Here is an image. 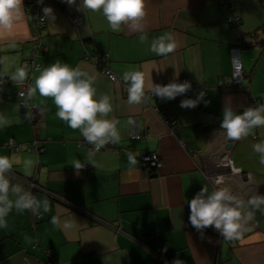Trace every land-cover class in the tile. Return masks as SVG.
Listing matches in <instances>:
<instances>
[{"label":"crops","instance_id":"crops-1","mask_svg":"<svg viewBox=\"0 0 264 264\" xmlns=\"http://www.w3.org/2000/svg\"><path fill=\"white\" fill-rule=\"evenodd\" d=\"M27 1L12 32H0V79L5 82L0 85V116L9 121L0 127V155L14 160L12 182L38 200L47 199L50 210L41 211L38 220L29 210L9 213L7 227H0V264H172L176 259L180 264H264V214L254 212L241 239L226 240L212 227L201 235L189 222L188 207L202 187L214 189L207 176L217 174L210 163L215 165L227 141L217 134L224 107L229 104L242 112L264 104V0H147L142 32L127 26L114 32L102 11H78L66 0L61 7L47 4L54 19L46 17L41 32V69L57 60L83 66L97 77V94L110 97L113 111L108 118L118 122L120 141L92 151L91 162L89 151L78 146L84 138L80 130L56 116L53 99L38 92L31 98L45 110L40 123L32 125L19 104L22 84L9 79L32 48ZM230 5L240 17L235 27L228 22ZM75 15L82 17L81 23L72 22ZM165 33L174 34L178 47L166 57L158 56L150 44ZM141 35L147 36L146 43L140 42ZM234 46L241 48L245 80L241 88L219 87L220 81L231 79ZM93 55H102L103 64L122 79L125 72L140 71L148 84L199 82L207 104L179 107L182 99L196 98L200 90L194 89L171 101L146 96L144 103L129 105L127 83L113 81L89 59ZM28 72L34 86L39 72ZM168 120L175 121L173 134ZM136 129L143 136L130 138ZM10 138L21 144L19 151L5 145ZM35 140L43 142L40 150L30 149ZM261 140L264 128H257L228 149L242 172L227 178L228 188L245 201L249 195H264V165L251 147ZM153 151L164 164L148 172L141 167V157ZM130 152L136 155L134 166L128 161ZM74 161L85 166L77 171ZM27 180L43 189H33ZM53 216L69 220L73 228L54 226Z\"/></svg>","mask_w":264,"mask_h":264},{"label":"clouds","instance_id":"clouds-1","mask_svg":"<svg viewBox=\"0 0 264 264\" xmlns=\"http://www.w3.org/2000/svg\"><path fill=\"white\" fill-rule=\"evenodd\" d=\"M42 2V0H41ZM70 6L75 5L78 11L89 10L101 12L108 22L110 30L120 32L122 26H127L131 32H142L147 16V0H66ZM23 0H0V32L11 33L16 22L22 17ZM44 16L54 19L53 9L44 7ZM147 36L141 35L140 42L146 43ZM178 47L174 34L165 33L153 38L150 51L158 56H167ZM4 63V58H0ZM39 75L35 77L34 86L27 92L31 99L37 92L41 97L52 98L57 108L56 116L64 121L71 129H79L88 144L99 151L108 143H118L121 139L117 121L109 119L113 105L108 95H98L95 82L97 77L90 74L83 66L72 67L67 63L57 62L40 69L35 66ZM28 66L19 67L9 76L18 86L28 78ZM123 80L128 84V104L139 105L145 102L146 92L158 96L161 100H175L177 96L188 93L192 84L190 81L172 82L162 85L154 82L146 83L143 72H125ZM20 97L25 94L21 92ZM206 93L200 92L196 98H186L180 101L179 107L195 108L201 102L205 105ZM26 103V101H25ZM220 131L217 134L226 136L230 141H238L255 134V129L264 128V104L247 107L242 112H236L227 104L223 109ZM26 119L30 116L26 114ZM132 121H129L131 124ZM9 121L0 116V127H6ZM252 150L259 154V163L264 165V140L251 145ZM92 152H89V161ZM129 164H137L136 155L128 153ZM14 160L7 155H0V227H7V216L17 211L29 210L34 215L41 211L50 210L47 199L38 200L31 191L26 190L20 183H13L9 174L12 172ZM79 171L85 163H72ZM27 168V165H26ZM233 172L239 171L233 168ZM215 185L212 191L204 186L188 202L190 210L189 222L192 227L203 235V230L212 227L226 240H239L245 226L254 219V212L264 214V195H249L247 200L240 199L228 187H223L224 178L218 176L212 181ZM51 223L65 231L73 228V224L65 219L61 221L53 216ZM166 251V249H165ZM172 264H180L178 259Z\"/></svg>","mask_w":264,"mask_h":264},{"label":"built area","instance_id":"built-area-1","mask_svg":"<svg viewBox=\"0 0 264 264\" xmlns=\"http://www.w3.org/2000/svg\"><path fill=\"white\" fill-rule=\"evenodd\" d=\"M222 2L224 3L225 0H222ZM47 4H52V5H57L59 7L62 6V0H28L25 4L26 6V10L28 12V17H29V21H30V28H31V41H32V48L29 52V56L27 58H25L22 61V66L27 65L28 68H30L31 70H36V68L34 67L37 66L40 69L42 68L41 63L38 61V53L39 50L42 49L44 46L41 42V32L44 29L45 25H46V17L44 16V12L43 9ZM230 10H231V15L228 17V22L233 26H237L240 23V17L237 14L234 6L230 5L229 6ZM71 20L73 23L75 24H79L82 22V17L80 16H72ZM231 57H232V75H231V79L227 80V81H220L219 82V87H224V86H233V87H242V83L245 80V75H244V71H243V67H242V61H241V48L239 46H234L233 48H231ZM89 59H91L95 64H97V66L102 67L103 71L105 72V74H107L113 81H123L125 82L122 78L118 77L117 75H115L114 73L111 72V70L105 66L103 64V62L101 61L102 59L100 57H98L97 55H93L91 57H89ZM192 84V88L191 90L186 93L185 95H190L192 90L197 89L200 90V92H204V88L201 86V84L199 82H193L190 81ZM3 83H5L3 81V79H0V85H2ZM170 83L169 81H163L160 84L162 85H166ZM33 86L32 80L31 79H27L22 85H21V89L18 92V95L23 92L25 94L24 97H20L19 95V104L23 107L26 108L27 110V115L30 116V119H27L32 125H38L40 123V119L43 118L44 114H45V110L38 106L36 103L32 102L31 99L27 98V92L28 89L30 87ZM128 87V84H127ZM146 96H154L153 94H151L150 92L146 93ZM156 97V96H154ZM26 101V103H25ZM167 126L170 130V132L173 134L175 132V121L174 120H168L166 121ZM143 132L139 129L133 130L129 137L132 139H138L140 137L143 136ZM78 146L81 147H85L89 152L91 151H96L94 146L91 144H88L86 142V140L84 138L80 139L77 141ZM181 143L183 145H185L182 141ZM114 143H108L106 145H104L102 148H100V150L104 149L105 147H110L112 146ZM5 145L9 148H12L15 151H19L21 148V144L17 143L13 138L8 139L5 142ZM43 145L42 141H38L35 140L32 142V145L30 146L31 150H40L41 147ZM99 150V151H100ZM224 151H226L227 153V158L225 160L221 159V153H223ZM217 160L214 161L215 165L213 163H210L212 165V167L214 168V171L217 172V174L214 177H208V180L212 183L213 180H215L218 176H222L224 178V187H229V185L227 184V178L228 177H232V176H239L242 172L241 170L237 171V172H233L232 169L235 168L237 169L234 165H233V161L232 159L229 157L228 154V149H226L225 147H222L221 150L218 151L217 154ZM164 162H163V158L161 157V154L159 152H147L145 154H143V156L141 157V167L145 170V171H151V170H159L162 166H163ZM221 169H223V171H221ZM226 171V173H222ZM221 172V173H219ZM27 182L29 183V185L33 188V189H43L40 186H38L34 181L32 180H27ZM245 182H249V180H246ZM213 186L215 187V185L213 184ZM239 197V196H238ZM240 198V197H239ZM241 199V198H240ZM41 214L38 215H34V219L38 220L40 219ZM105 224H108L107 222H103ZM255 225L257 224L256 222H254ZM42 264H54L52 261H48V262H44Z\"/></svg>","mask_w":264,"mask_h":264},{"label":"water","instance_id":"water-1","mask_svg":"<svg viewBox=\"0 0 264 264\" xmlns=\"http://www.w3.org/2000/svg\"><path fill=\"white\" fill-rule=\"evenodd\" d=\"M232 143H233V141H230V140L227 139V141L224 144V147L226 149H230V148H232Z\"/></svg>","mask_w":264,"mask_h":264},{"label":"bare ground","instance_id":"bare-ground-1","mask_svg":"<svg viewBox=\"0 0 264 264\" xmlns=\"http://www.w3.org/2000/svg\"><path fill=\"white\" fill-rule=\"evenodd\" d=\"M227 158V153L226 151H224L223 153H221V159L225 160Z\"/></svg>","mask_w":264,"mask_h":264},{"label":"trees","instance_id":"trees-1","mask_svg":"<svg viewBox=\"0 0 264 264\" xmlns=\"http://www.w3.org/2000/svg\"><path fill=\"white\" fill-rule=\"evenodd\" d=\"M100 58L102 57V55L101 56H99Z\"/></svg>","mask_w":264,"mask_h":264},{"label":"rangeland","instance_id":"rangeland-1","mask_svg":"<svg viewBox=\"0 0 264 264\" xmlns=\"http://www.w3.org/2000/svg\"><path fill=\"white\" fill-rule=\"evenodd\" d=\"M27 58V57H26Z\"/></svg>","mask_w":264,"mask_h":264}]
</instances>
